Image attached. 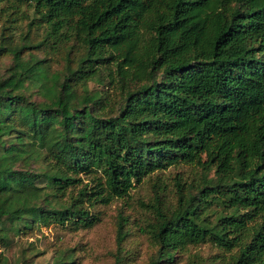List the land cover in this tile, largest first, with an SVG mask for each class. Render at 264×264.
<instances>
[{
    "label": "trees",
    "instance_id": "16d2710c",
    "mask_svg": "<svg viewBox=\"0 0 264 264\" xmlns=\"http://www.w3.org/2000/svg\"><path fill=\"white\" fill-rule=\"evenodd\" d=\"M0 22V241L91 228L185 164L141 202L150 264H264V0H0Z\"/></svg>",
    "mask_w": 264,
    "mask_h": 264
},
{
    "label": "rangeland",
    "instance_id": "374dc122",
    "mask_svg": "<svg viewBox=\"0 0 264 264\" xmlns=\"http://www.w3.org/2000/svg\"><path fill=\"white\" fill-rule=\"evenodd\" d=\"M31 15L35 16L32 11ZM28 23V19H21L14 24L17 42L22 30L28 28ZM3 32L0 28V43L4 41ZM25 55L28 57V53ZM39 56L43 57V54L39 53ZM49 61L51 72L61 71L65 64L61 56H50ZM11 62V56L0 57V76L5 74ZM90 87L95 88L96 85L91 84ZM34 97L38 99V95L35 94ZM190 169V166L182 164L161 171V181L156 186L147 178L141 183H135L125 198H116L108 205L93 209L99 213L100 221L91 228L72 230L51 224L35 226L27 233L12 232L7 243L0 241V255L5 259L2 264H51L62 257L74 260V264H150L157 247L142 227L152 218V212L141 202L150 200L159 185L161 188L167 185L165 194L170 197V190L175 189L176 173L190 172ZM120 223H123L122 230L126 235L119 247ZM216 251L217 249L209 244L191 248V252L200 253L204 258L213 256ZM187 258L188 256H185L180 264H186Z\"/></svg>",
    "mask_w": 264,
    "mask_h": 264
}]
</instances>
